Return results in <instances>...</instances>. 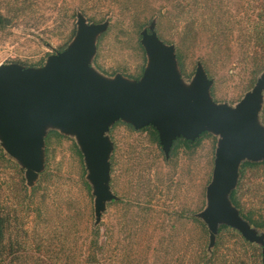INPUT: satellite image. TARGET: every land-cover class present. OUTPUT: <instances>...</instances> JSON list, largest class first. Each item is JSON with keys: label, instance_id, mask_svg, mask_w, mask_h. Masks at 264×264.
<instances>
[{"label": "rangeland", "instance_id": "rangeland-1", "mask_svg": "<svg viewBox=\"0 0 264 264\" xmlns=\"http://www.w3.org/2000/svg\"><path fill=\"white\" fill-rule=\"evenodd\" d=\"M85 3L89 4L86 14L80 10ZM224 8L236 15L229 24L231 32L228 28L218 32L223 23L216 27L206 25L198 33L196 47L186 52V73L182 77L189 82L196 64L205 59L210 68L208 78L213 80V100L234 106L252 88L248 87L250 72L243 64L244 55L240 51L245 52L247 45L240 36V26L234 23L242 17L246 19V13L252 14L254 6L252 0H225ZM151 9L162 14L167 11L160 28L162 33L156 30L160 23L158 14H153L143 28L155 18L157 35L176 47L170 42L179 38L172 23L175 11L169 3L158 0L148 2L145 11L138 7L146 20ZM77 10L87 19L94 17L92 23L109 22L97 46L94 67L107 76L140 77L143 72L140 74V68L146 62L140 49L143 28L138 30L115 0H0V16L9 21L0 30V64L36 65L60 52L76 28ZM213 30L217 40L211 38ZM215 42L218 47L214 50ZM126 125L120 122L109 132L114 145L110 186L119 200L107 204L96 225L94 196L85 180L83 160L82 168L79 156L72 149L73 138L60 135L63 138L48 140L49 153L45 154L43 172L46 176L41 182V173L31 190L26 187L24 171L0 147L3 156L0 158V209L3 214L6 207L14 211L17 221L13 218L11 231L18 240H23L24 234L28 236V251L16 256L34 255L47 264H83L91 231L96 229L100 242L107 240L99 257L102 264H192L201 238L206 240L207 251V228L204 225L205 235L202 226L192 218L205 207V190L212 176L217 137L209 134L210 137L202 139L190 152L180 149L176 156L165 158L148 132ZM22 179L27 198L21 190ZM237 187L241 190L245 211H253L256 218L264 221V165L246 169ZM224 241L226 248H231L230 238ZM226 248L222 251L226 252Z\"/></svg>", "mask_w": 264, "mask_h": 264}, {"label": "water", "instance_id": "water-1", "mask_svg": "<svg viewBox=\"0 0 264 264\" xmlns=\"http://www.w3.org/2000/svg\"><path fill=\"white\" fill-rule=\"evenodd\" d=\"M155 21L140 32L146 62L138 79L107 76L94 67L109 22H89L78 10L73 37L42 65L1 63L0 147L24 171L31 190L46 167L48 134L73 138L94 196L96 225L107 204L119 200L110 186L114 145L109 132L116 123L135 130L152 127L165 158L177 138L195 142L203 133L215 136L205 207L195 215L208 231L207 252L226 226L260 246L264 262V232L243 219L231 201L242 164L264 162V73L234 106L217 103L211 95L213 80L201 62L189 82L183 79L176 47L158 37Z\"/></svg>", "mask_w": 264, "mask_h": 264}, {"label": "trees", "instance_id": "trees-1", "mask_svg": "<svg viewBox=\"0 0 264 264\" xmlns=\"http://www.w3.org/2000/svg\"><path fill=\"white\" fill-rule=\"evenodd\" d=\"M66 1V0H65ZM117 3H120V8L123 13L129 14L130 17L133 19L134 26L137 27V29H142L149 20L154 16L153 14L159 15V26L156 28L157 32L161 35L162 30L161 25L163 21V17L166 16L167 11L165 14H162V11H155L151 9V12L148 14V19L146 20V15H144V7L145 5L150 2L151 0H115ZM164 3H169L173 10L175 11L174 19L172 23L174 22V29L178 31L179 38L175 43L176 44V57L178 60V64L180 66L181 72L184 74V64L186 61V52L190 49L196 47L197 45V36L200 31L204 29L206 25L209 26V24H213L215 27L219 25L220 23H223L224 25L219 26L217 28L218 32L230 29L231 27L230 23L231 20L235 19L236 15H233L229 10H225L224 8V2L225 0H194V3L191 2V0H158ZM253 1V13L247 14L246 19L236 20L235 25L240 26V36L243 38V43L247 45V49L244 52L242 51V61L243 64L249 68L250 72V81L248 83V87L253 86L255 83L257 77L264 73V0H252ZM88 3H85L82 5L80 10L86 14L88 10ZM138 7L143 9L138 10ZM138 10V11H137ZM239 13V11H237ZM72 18L75 16V13L73 12L70 15ZM88 20L90 22H94V17H89ZM9 21L2 16H0V30L4 29L8 25ZM98 23V22H95ZM215 30L211 31V38H214L217 40L218 35L214 33ZM75 33V30H72L69 36V41L73 37ZM157 33V34H158ZM104 35V34H103ZM103 35L99 38L98 45L100 44V41L103 37ZM160 35L158 36L160 39ZM67 45V43H66ZM65 45V46H66ZM60 48V51H62L64 48ZM218 47L217 42L213 44V49L215 50ZM142 53L144 54L143 49L140 47ZM98 59V55L97 58ZM145 62V59H144ZM201 63L203 64L207 74L210 73V68L205 59L201 60ZM241 63V62H240ZM42 65V62H39L36 65H26L37 67ZM25 66V65H24ZM143 67L140 68V74L143 71ZM113 74V73H111ZM139 74V75H140ZM136 79L139 78V76L135 77ZM261 122L264 125V107L261 114ZM120 123V122H118ZM116 123V124H118ZM115 124V125H116ZM127 127L131 128L129 125H126ZM150 128V130H149ZM147 130L149 131V135L152 141H154L156 144H158V136L155 130H153L151 127H149ZM152 129V130H151ZM205 137H210L208 133H203L197 140L194 142L191 146V143L189 141H182L181 143L175 145L174 144V150L180 149L182 147L185 151L190 152L192 147L198 145L202 139ZM51 138L61 139L63 138L60 136V134L56 132H50L46 138V144L48 147V140L50 141ZM72 149L74 152L79 156L80 163L83 168L82 164V156L76 147V145L73 143ZM49 151L46 149V154H48ZM176 156V154H170V158ZM0 158L3 159L2 154H0ZM261 165H264V162L261 163H244L241 166L240 173L242 176H244V172L246 169H255L260 167ZM21 174V170H18ZM41 182L44 181V178L46 176V173H43ZM85 183V182H84ZM43 184V183H42ZM86 184V183H85ZM39 187L34 191V194L37 192ZM86 186L89 188V186L86 184ZM21 190L24 192V196H26V188L24 186V182L22 179L21 183ZM241 190L239 187H237L231 194V201L234 204V206L239 210L240 215L243 219H245L249 224L260 230H264V221L259 220V218H256L253 211H245L246 207L245 204L242 203V195L240 194ZM245 211V212H244ZM13 210H10L9 207H6V210L4 211V214L1 212L0 209V264H28V261L31 259V264H39V262L43 264H47L43 262V259L35 257L34 255H28V254H22L21 257L16 256L19 252H27V240L28 236L24 234L23 240H18L14 234L13 231H11V222L13 218L15 219L14 222L17 221V218L15 217ZM195 223L202 226L204 230V234L207 235L206 228L204 224L196 219L192 218ZM25 232V231H24ZM92 237L90 238L89 246L87 247V252L85 256V260L83 264H102L100 261V256L103 255V249L106 246V242L102 243L100 242V233L99 230H92L91 231ZM230 238V244L231 248L227 247L225 245L224 239ZM206 240H203L201 238L200 242L198 241V247H197V255L195 256V261L192 264H263L262 263V253L261 248L257 247V245L249 243L245 241L241 235L234 229H231L226 226H221L218 230L217 234V242L216 246L213 250V253L208 257L207 251H206ZM226 248V252L222 249ZM56 258H59L58 254H56ZM57 264V263H53ZM183 264V263H181Z\"/></svg>", "mask_w": 264, "mask_h": 264}, {"label": "flooded vegetation", "instance_id": "flooded-vegetation-1", "mask_svg": "<svg viewBox=\"0 0 264 264\" xmlns=\"http://www.w3.org/2000/svg\"><path fill=\"white\" fill-rule=\"evenodd\" d=\"M131 127V126H130ZM150 126H148V127H145V128H143V129H141V131H145V132H149L147 129L149 128ZM132 128V127H131ZM152 128V127H151ZM153 129V128H152ZM151 129V130H152ZM149 130H150V128H149ZM154 130V129H153ZM156 132V131H155ZM157 133V132H156ZM182 141H185L183 138H177L174 142H173V144H172V147H171V150H170V152H169V156H170V154H179L178 153V151L180 150V149H182V150H184L182 147H180V149H177V150H174V144L175 145H177V144H179V143H181ZM191 143V146H192V144H193V142H190ZM158 145H159V142H158ZM160 146V145H159ZM160 151H161V154H164L163 153V151L161 150V147H160ZM113 154V153H112Z\"/></svg>", "mask_w": 264, "mask_h": 264}]
</instances>
